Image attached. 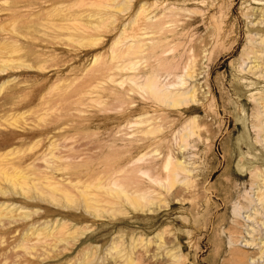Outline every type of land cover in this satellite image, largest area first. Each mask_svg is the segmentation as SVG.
I'll use <instances>...</instances> for the list:
<instances>
[{"label": "rangeland", "instance_id": "rangeland-1", "mask_svg": "<svg viewBox=\"0 0 264 264\" xmlns=\"http://www.w3.org/2000/svg\"><path fill=\"white\" fill-rule=\"evenodd\" d=\"M122 1L0 0V205L10 207L0 209V264H112L111 241L127 251L130 238L136 264H237L235 254L247 264L259 246L244 240L264 238L260 206L257 221L245 218L254 216L247 198L256 192L255 168L264 170V132L252 100L264 82L235 70L253 51L246 17L254 7L264 12V0ZM140 5L146 13L133 25ZM127 64L133 70H123ZM187 66L194 79L181 89L193 84L204 100L193 111L171 109L129 81L176 84ZM193 117L195 135L180 153L192 165L190 184L176 182L169 192L151 184L148 177L167 186L166 156H177ZM42 153L48 169L27 172L26 183L1 171ZM111 178L156 200L103 203V214L96 186ZM53 182L63 186L53 191ZM58 223L65 229L54 237L42 231ZM157 234L163 248L154 244Z\"/></svg>", "mask_w": 264, "mask_h": 264}, {"label": "bare ground", "instance_id": "bare-ground-1", "mask_svg": "<svg viewBox=\"0 0 264 264\" xmlns=\"http://www.w3.org/2000/svg\"><path fill=\"white\" fill-rule=\"evenodd\" d=\"M116 1V0H115ZM121 1V0H120ZM252 2L254 3H258L261 4L259 0H253ZM251 2V3H252ZM128 2H126L125 0H123L122 2H120L119 6L122 5H127ZM257 4V5H258ZM258 8V7H257ZM259 10V9H258ZM257 9L255 10L254 8H251V12H249L248 16L246 17L247 21H248V30H249V35L251 36V38L253 39L252 41V52L248 53L247 56L245 57L244 60L241 61V63L239 64V66H237V69L235 70L236 73H238V76H244V75H252L253 77H256V81L257 83H253V84H258L259 80H262L264 82V12H259ZM257 11L259 12V14H256ZM142 13H146L145 9H144V5H140L139 10L137 12H135V14L133 15V18L131 19V24L135 25L138 21V19L141 17ZM254 16V18H253ZM253 18L254 20H257L255 24L251 23L250 19ZM257 18V19H256ZM141 19V18H140ZM148 17H145L144 21L147 22ZM145 26L148 24H144ZM147 35V34H146ZM254 37H258V39H255ZM258 41V43H257ZM119 42V41H117ZM131 44V43H130ZM132 49L138 48V44H132L129 45ZM112 55V54H111ZM118 56V55H117ZM113 57V56H112ZM116 58V57H115ZM262 59V63H259V60ZM188 65V64H187ZM115 66V65H114ZM120 68V66L118 67ZM123 70H133L132 65L127 64L126 66L124 65ZM120 70V69H119ZM114 72V71H113ZM118 74V73H117ZM152 74V73H151ZM156 74V73H155ZM183 74V73H182ZM178 78L179 82H177L176 84H164V85H157L158 82H156L157 80L150 78L149 76H147L144 80V83H140L138 84V82L136 83V78H131V80H129L132 85H134L136 88L140 89V90H147L149 92L148 95H152L153 98H155L157 100V102H161V103H166L168 104L169 108H176L178 106H183V105H193L192 108H190V111L195 110L197 107H201L204 105V100H199L196 96V87L193 84H190L189 87H186L185 89H181L183 86H187V82L186 81H192V79H194V75H193V71L192 69L187 66L184 72V75ZM141 75V74H140ZM235 75V74H234ZM182 77V78H181ZM237 77V76H236ZM111 79V78H110ZM134 79V80H133ZM238 81V80H237ZM114 82V81H113ZM242 82V81H240ZM117 83V82H116ZM170 83V82H169ZM162 84V83H161ZM251 86L252 84H248V86ZM180 89V90H178ZM260 90V89H258ZM242 91H244L242 89ZM131 92V91H130ZM140 92V91H139ZM144 92V91H141ZM118 94V92H116ZM137 93V92H136ZM240 94V93H239ZM238 94V95H239ZM253 100V104L255 106V108L257 109V115L256 118L258 119V130L260 132H264V89L260 90V94L255 95V97L253 96L252 98ZM251 100V101H252ZM156 102V101H155ZM165 104V105H166ZM164 105V104H162ZM195 106V108H194ZM144 107V106H143ZM166 107V106H165ZM185 107V106H184ZM204 107V106H203ZM180 109V108H179ZM146 110V109H145ZM148 111V110H147ZM146 117L147 115L144 114L143 118ZM139 118V116H138ZM156 118V117H155ZM137 119V118H136ZM141 119V118H140ZM135 120V118H134ZM137 121V120H136ZM146 121V120H145ZM149 121V120H147ZM137 123V122H136ZM153 123V122H152ZM155 123V122H154ZM145 124V123H144ZM149 124V123H148ZM143 125V124H142ZM128 126V124H127ZM141 126V125H139ZM138 126V127H139ZM145 126V125H144ZM125 127V126H124ZM151 127V126H149ZM122 128V127H121ZM195 118H190L184 128H183V133L181 134V136L179 137V141L176 142V146H177V156L174 155H168L166 156V160L164 162L163 165V169L166 172V176H165V182L167 183V186H163L164 184L156 179L150 178L148 177L149 181L151 182V184H156L160 187H162L164 190L166 191H170V189L172 190V185L175 184L176 182L180 183V184H187L189 185L191 181H189L188 184V178L190 176V174H193L190 167L192 166L190 163L186 162V158H183V153L180 154L183 150L186 149V142L188 141L187 139L193 135H195ZM145 130V129H143ZM152 130V128L150 129ZM141 131V130H140ZM153 131V130H152ZM146 132V130H145ZM259 132V133H260ZM142 134V132H140ZM148 133V132H146ZM145 133V134H146ZM136 135V134H135ZM140 135V134H139ZM130 136V134H129ZM133 136V134H132ZM198 136V135H197ZM135 137V136H134ZM192 138V137H191ZM51 147V145H49V147L47 148V150H49V148ZM181 156H179V155ZM54 155L51 154V157H53ZM47 154L46 153H42L36 157H31L28 160H25L23 163H15V162H9L6 166H1V171L3 174H5L6 172L9 173L12 176H15L17 179L20 178L21 183H26L27 181V172H31V171H38L41 169H48L47 167L49 166L48 163V159H47ZM5 158V157H4ZM184 159V160H183ZM3 159L1 158V161ZM183 160V161H182ZM1 163V162H0ZM38 163H42L44 164V166H42L43 168H39L38 167ZM128 165V164H127ZM195 167V166H194ZM26 169V172H24L23 170ZM23 169V170H22ZM122 170V169H121ZM130 170V169H129ZM128 170V171H129ZM9 171V172H8ZM127 171V172H128ZM131 171V170H130ZM140 172V171H138ZM163 172V171H162ZM107 173V172H106ZM131 173V172H130ZM142 175L147 176L146 174H143V172H140ZM108 174V173H107ZM107 174H105L104 176H106ZM120 174V173H119ZM180 175H184L183 179H179ZM11 176V177H12ZM124 176V175H123ZM128 176V175H127ZM144 176V177H145ZM8 177V176H7ZM10 177V178H11ZM46 182L51 181L53 178L51 177H47L46 175H44ZM117 177V176H116ZM254 177L256 178V182L254 183L253 188L255 189L256 192H254L251 196H249V198H247V204L248 207H250V210H252L254 212V216L248 215L245 218H247L246 222H249V220L252 222H255V220L257 221V216L260 215L259 211L257 208H255L257 206V204L260 206V209L262 211H264V170L261 169L258 170V168H255V173H254ZM15 178V179H16ZM102 178V177H101ZM12 179V178H11ZM62 179V178H61ZM120 179V178H119ZM118 179V180H119ZM122 179V177H121ZM163 179V178H162ZM63 181H65L66 183L68 182L67 179H62ZM116 178H111L107 183L106 182H102L101 181V188L100 186H96V188L101 190V212L104 214L103 210L105 209V205L102 206V204H109V207H112L114 205H116L117 203H124V204H132V205H138L140 201H146L147 204H152L150 202H152L155 198H149V200L146 199V197L144 196L146 193L143 192V190H133V191H129L126 188H124V186L121 183H118V181ZM125 180V179H124ZM23 181V182H22ZM127 181V180H125ZM122 182V180H121ZM164 182V181H163ZM128 183V182H127ZM131 183V181H130ZM165 183V184H166ZM53 186H51V189L53 191H56L58 186H63L62 183L60 182H53L51 183ZM129 184V183H128ZM127 184V185H128ZM149 184V183H148ZM186 185V186H187ZM193 185V184H192ZM146 186V185H145ZM175 186V185H174ZM74 187V186H73ZM182 187V186H181ZM189 187V186H188ZM192 187V186H191ZM75 189H77L76 187H74ZM140 188V187H138ZM184 188V187H182ZM186 188V187H185ZM83 189H87V186H84ZM97 189V190H98ZM148 189V188H147ZM150 189V187H149ZM152 189V188H151ZM192 189V188H191ZM252 189V188H251ZM84 190L81 192L82 194H84ZM146 190V189H145ZM185 190V189H184ZM188 190V189H186ZM190 190V188H189ZM149 191V190H148ZM61 192V191H60ZM63 192V191H62ZM160 192V191H159ZM151 193H155L154 191L149 192L150 196L152 195ZM64 195V192L62 193ZM158 194V192H157ZM66 196H68L66 194ZM65 196V197H66ZM158 196V195H157ZM155 197V196H154ZM159 197V196H158ZM161 199L157 198L158 200H162V197H160ZM66 199V198H65ZM138 200V201H137ZM156 200V199H155ZM157 200V201H158ZM67 201V200H66ZM165 201V199H164ZM117 202V203H116ZM163 202V201H162ZM85 203V202H84ZM154 203V202H153ZM156 203V202H155ZM143 204V203H142ZM163 204V203H162ZM153 205V204H152ZM157 205H159L157 203ZM253 205V207H252ZM107 206V205H106ZM161 206V204H160ZM104 207V208H103ZM115 207V206H114ZM117 207V206H116ZM140 207V206H139ZM6 209L8 210L10 207L4 206V203H2L0 205V209ZM107 208V207H106ZM113 208V207H112ZM119 208V207H118ZM165 208V207H162ZM86 209V208H85ZM111 209V208H110ZM158 209V208H157ZM161 209V208H160ZM95 210V211H94ZM92 209V211L90 212L89 215H92V217L94 216V218H96L98 215L95 216V213L97 214L98 210L96 209ZM113 210V209H112ZM117 210V209H116ZM10 211V210H9ZM15 211H18L15 210ZM106 211V210H105ZM108 211V210H107ZM260 211V212H262ZM94 214H93V213ZM112 212V211H109ZM237 217L239 218L240 215V210L237 212ZM262 214V213H261ZM253 215V214H252ZM262 216V215H260ZM264 216V215H263ZM103 217V216H102ZM104 218V217H103ZM259 219V218H258ZM261 219V218H260ZM262 221V220H261ZM259 223V222H258ZM260 227V226H259ZM262 227V228H261ZM261 231H264V223H261ZM65 229L64 223H58L57 226L54 229H50L48 230L47 227H45V229H41L42 231H46L47 233V237H54V231L58 230V231H62ZM44 231V232H45ZM255 231L254 228H252L250 230V233H248V236L253 235V232ZM260 231V230H258ZM257 233V232H256ZM264 233V232H263ZM262 233V234H263ZM57 235V234H56ZM261 235V234H260ZM264 235V234H263ZM103 235H101L102 237ZM253 237V236H252ZM260 238V237H259ZM245 239V238H244ZM250 239V238H249ZM257 240V239H256ZM256 240L254 239H250V240H244L245 242V246L248 247H258L257 250L258 253L255 256L256 258L252 257V258H247L246 263L247 264H253V262L256 260L257 263L256 264H264V238L260 242H257L256 244ZM258 240V241H259ZM62 241V240H61ZM130 243H129V248L126 251L125 249H123V244L119 245L120 242L118 240L116 241H111L110 243V248L108 249V255H111V259L114 260V262L112 264H136V261L138 260V258H132V255L134 254L136 248H137V244H136V240L134 238H130L129 239ZM154 242V241H153ZM154 244L156 245V247L159 249L160 247L163 248V243H162V234L156 235V239ZM120 246V247H119ZM145 252H148V246H150V244L145 243ZM153 247V246H152ZM247 247V248H248ZM176 248V247H175ZM174 248V249H175ZM252 248V249H253ZM179 249V248H178ZM171 250V249H170ZM173 250V249H172ZM112 252L115 253L113 254V256L115 255V257L112 256ZM125 252V253H123ZM156 252V251H155ZM154 253V252H153ZM169 254V253H168ZM135 255V254H134ZM155 255V254H153ZM158 256V255H157ZM168 256V255H166ZM235 262L237 264H243L245 262V257L242 258H238L239 255L235 254ZM89 257V256H88ZM165 257V255H164ZM91 258V257H90ZM116 259H119V263H116ZM82 260H84V258H82ZM88 260V258H87ZM86 259L83 261L85 262V264H91L93 262V260L91 261H87ZM106 260V259H105ZM111 260V261H113ZM249 260V263H248ZM250 260H252L253 262L250 263ZM123 261V262H122ZM174 261V260H173ZM87 262V263H86ZM107 262V261H106ZM260 262V263H259ZM109 264V263H107ZM111 264V263H110Z\"/></svg>", "mask_w": 264, "mask_h": 264}]
</instances>
